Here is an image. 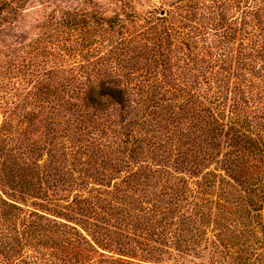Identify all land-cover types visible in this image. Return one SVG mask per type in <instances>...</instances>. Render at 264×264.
Wrapping results in <instances>:
<instances>
[{"label":"rangeland","instance_id":"374dc122","mask_svg":"<svg viewBox=\"0 0 264 264\" xmlns=\"http://www.w3.org/2000/svg\"><path fill=\"white\" fill-rule=\"evenodd\" d=\"M0 2L4 199L72 218L124 264H264V165L239 143L264 136V0ZM184 27L185 46L153 45ZM102 86L122 105H83ZM57 242L44 231L31 260H59Z\"/></svg>","mask_w":264,"mask_h":264},{"label":"trees","instance_id":"16d2710c","mask_svg":"<svg viewBox=\"0 0 264 264\" xmlns=\"http://www.w3.org/2000/svg\"><path fill=\"white\" fill-rule=\"evenodd\" d=\"M0 5H3L2 2H0ZM4 9V7H1L0 12ZM195 9L198 10V6H195ZM189 17H191L192 22L196 21V15L194 13H191ZM211 18L212 16L202 17V19L205 20V25L209 24V21L212 20ZM223 19H225V17H223ZM200 27L202 28L203 26ZM182 30H174L173 34H170L168 31L160 32V34L162 33L164 35L160 36V38L158 36L157 42L153 45L157 48H160L162 39L165 38L166 40L164 45L170 42L175 48L178 47L179 44L185 46L186 44L183 41V37L186 33L185 31L188 29L187 27H184ZM196 31H199V28L196 27ZM188 35L190 34L188 33ZM171 48L168 50L169 52H172ZM224 91V89L218 88L217 91L214 92V95L216 94L217 99L227 101V96L225 95ZM78 94L83 96L81 101L86 107L104 111L106 105L103 100L108 99L112 101V104L121 106L124 102L125 90L119 88L118 86L109 88L102 86L100 89L95 87L88 88L87 92L79 89ZM221 100L217 101L220 102ZM88 101H90V103H88ZM203 105L204 103L199 104L198 112H204V114H206V111L204 110L205 107H203ZM198 112H196V114H198ZM196 116L199 118L200 114ZM259 119H264V117H260ZM216 122L220 126L217 129V131H220V134L218 135L219 137L228 141H236L237 137L234 133L236 131H234L231 121L228 123L224 120H216ZM257 126L259 127V131L264 133V127L262 125ZM255 137L256 139L248 137L239 142L243 145V151L241 152L245 158L248 157L254 161H257L263 167L264 136H260L258 134ZM246 139L249 142L247 146ZM224 161L227 162V159H224ZM96 199L97 198L95 197L93 199L76 200L74 204L75 206L83 205V207L89 211H92L95 208L102 209L99 207V202L96 201ZM2 212H4V216H1ZM71 219L72 218L64 219L65 222H59L55 219H50V217L41 215L37 211L23 209L17 203L4 199L0 193V227L2 228L0 229V239L4 241V251H0V256L2 257V261L0 262H7L8 264H37L31 260L34 257H30L29 250H27L30 245L32 246L30 242L33 239H36V237L43 235L44 231L45 233L55 231L58 233L57 243L61 253L59 260L56 262L43 261L40 262V264H124L123 262L117 261L113 256L106 255L104 251L100 249L97 242L93 239L90 240L89 236L84 233L87 232V230L83 229V232L82 230L80 231L77 227L79 224L72 221L73 219Z\"/></svg>","mask_w":264,"mask_h":264}]
</instances>
